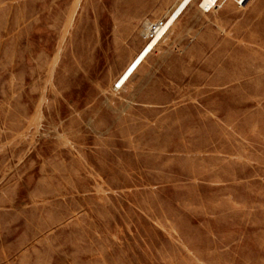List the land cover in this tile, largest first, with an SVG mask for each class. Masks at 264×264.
Returning <instances> with one entry per match:
<instances>
[{"label": "rangeland", "instance_id": "1", "mask_svg": "<svg viewBox=\"0 0 264 264\" xmlns=\"http://www.w3.org/2000/svg\"><path fill=\"white\" fill-rule=\"evenodd\" d=\"M182 1L0 0V264H264V0Z\"/></svg>", "mask_w": 264, "mask_h": 264}, {"label": "bare ground", "instance_id": "2", "mask_svg": "<svg viewBox=\"0 0 264 264\" xmlns=\"http://www.w3.org/2000/svg\"><path fill=\"white\" fill-rule=\"evenodd\" d=\"M192 1L193 0H183L179 4V6L170 15L168 21L166 23H164L162 27L159 28L156 37L152 41L149 42V44L147 45L148 50H150V51L153 50V48L158 43V41L160 42L164 38V36L167 34V32L170 29H172V27L175 25V23H177L178 19L182 15V13L186 10V8L189 6V4ZM217 1L218 0H202L201 8L209 11V10L213 9V7L215 6ZM147 26L149 28L151 25L148 24ZM144 56H145V53L130 67V69L126 73V76L129 75L136 68V66L143 60Z\"/></svg>", "mask_w": 264, "mask_h": 264}, {"label": "built area", "instance_id": "3", "mask_svg": "<svg viewBox=\"0 0 264 264\" xmlns=\"http://www.w3.org/2000/svg\"><path fill=\"white\" fill-rule=\"evenodd\" d=\"M163 24H164L163 22L151 24V26L148 28V31H147V38L150 41H152L156 37L159 28L162 27Z\"/></svg>", "mask_w": 264, "mask_h": 264}]
</instances>
